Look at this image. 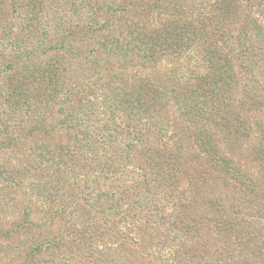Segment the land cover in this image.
Segmentation results:
<instances>
[{"label": "trees", "instance_id": "trees-1", "mask_svg": "<svg viewBox=\"0 0 264 264\" xmlns=\"http://www.w3.org/2000/svg\"><path fill=\"white\" fill-rule=\"evenodd\" d=\"M149 1L151 0H13L12 7L5 10L4 0H0V66H2L0 116L8 111L14 117L13 123L17 121L22 129L28 126V135L36 133L37 129L38 132L47 133L52 139L63 140L53 142L39 136L40 142L33 144L30 138L25 139L26 142L23 141L24 139L21 140L20 133L0 139V151L14 150L18 157L17 166L13 168L8 166L14 163L15 158L12 154L0 159V183L8 187L13 185L12 189L21 187V184L17 183L18 177L26 175L25 169L27 172L34 171L35 176L49 181H38L40 183L32 184L29 190H21L24 194L32 195V198H28L31 203L26 207L29 211L32 210L35 196L40 195L46 201H51L47 208L49 216L51 215L50 223L57 222V219H64L61 220L62 226L59 222L57 223L59 228L57 235L43 234L42 239L34 238L32 235L33 238L31 237L29 242H32L33 249L25 254L27 256L24 257L22 264H55L57 248H65L60 264L63 261L72 264V259H78V254L83 247L85 248L84 245L88 241L108 233L105 228L98 230L100 225L103 227L101 222L109 223L107 220L112 221V217L121 221L130 216L138 221L140 219L149 221V214L155 206L151 207L146 204L147 201L140 200L142 194L146 192L142 190L143 180L146 181L145 186H148L147 181L155 182L154 187L158 186L167 196H170L177 193L175 188L180 189L183 185L178 179L184 170L187 172L191 170L189 174L192 176L191 180L193 177L205 180L204 175L210 169L218 172L226 170L236 175L238 180L242 176L234 168L233 160L222 154L215 144L216 134L208 130V125L211 128L218 125L219 119L223 116L222 111L227 109L222 99L218 98L217 102L214 98L218 87L224 85L222 78L226 73L225 64L222 65L216 61L218 74L214 73V77L210 74L212 75L210 78L214 81L210 83L202 79L193 90L198 96V101H195L198 105L209 98L212 99L210 108L213 110L210 112L214 113V115L208 113L202 116L201 123L208 122L195 131L196 143L204 149L203 154L207 156L203 164L199 161L200 157L196 150L183 139L184 132L174 131V122L167 120L168 117L161 115L163 118L159 121L146 119L142 120L144 122L137 121V123L133 122L136 121L135 119L130 120L129 117L133 115L130 107L134 109L132 105H138L139 111H144L157 97L158 89L155 84L153 88L152 84L147 83L130 89H115L111 84L102 86V80L98 74H93L89 77L92 79L90 84L79 88V84L76 83L74 89H67L66 86L62 87L64 81L61 79L66 70L64 61L53 58L44 63L40 62L41 56L51 57L53 53L61 52L60 56L64 57L71 50H76L73 48V43L79 34L84 37L89 34L96 41L95 45L110 47V51L120 50L125 58H133L144 52L149 54L150 60L154 62L159 60V56L157 57L159 50L169 52L178 46L192 47L191 43L196 37L197 43L199 42L206 54H210L213 59H221L218 47L210 41V38L220 34L221 29L228 26V21L235 16L229 2H238L240 5L243 0H229V2L194 0L189 6L193 7L190 9L191 13L178 17L174 22L168 21L162 28H158L155 24L157 20L155 13L161 8L160 0ZM182 5L184 4H178V6ZM137 7L139 13L135 14L134 10ZM194 11L199 12L195 14ZM5 17H7L6 22ZM236 21H240V18L237 17ZM240 23L241 21L237 26ZM242 31L240 30L239 35H243ZM98 33H102L103 36L95 39ZM182 40L185 42L182 43ZM94 47L88 50L94 53ZM69 57L73 55L69 54ZM209 84L216 88L215 92H208ZM95 85L97 88V85H100L99 87H103L102 91L109 92L108 97L101 99L97 96L100 102L98 100L93 102L92 98L96 94L94 89L91 102H86L83 95L92 91ZM203 93H209L208 98L203 96ZM74 94H77L74 101L68 107L64 105L59 109L62 114L60 116L59 113L50 111L52 108H42V105L46 106L51 99L54 101L61 99L62 102H66ZM23 103L28 106L24 108ZM108 104L110 106L106 108ZM120 109L129 120L119 119ZM20 110L22 114L19 113ZM190 111L193 114L200 113L197 105H192ZM94 115L97 121L92 123L90 117ZM192 119L195 121L197 118L194 116ZM11 121L10 119V123ZM231 123L228 122L227 126L231 127ZM8 125L11 124L8 123ZM1 129L6 130V128ZM164 137H167V140L164 145H160L162 150L159 146L156 147L159 150L145 148L142 151L140 149L144 143L147 146L154 142L160 143ZM62 142L65 145H62ZM174 145L178 146L171 149ZM23 147L29 149L28 153H23ZM37 154L40 155V160L35 156ZM261 156L264 160V156ZM188 181L189 184L192 183L190 179ZM130 182L133 184H129ZM248 182L247 185L249 184L251 191L249 199H246L248 196L244 191L234 188L231 192L235 197L219 192L218 197L214 196L215 201L208 202L211 205L210 211L215 208L214 212L218 210L228 212L217 217L210 215L214 219L212 220L214 227L220 230L216 234L219 233L222 238L227 234L226 232L241 233L249 228L248 222L245 224L239 218H228L230 212H247L248 215L243 213L246 220L249 215L253 217L257 213L254 205L250 203L255 200L251 194L254 192L253 189H258V186L254 183L252 175H249ZM34 186L39 187L36 189L38 192L35 191ZM262 187L264 188V181H262ZM194 191L197 190L194 189ZM227 196L231 198L227 199ZM243 197L242 203L240 198ZM190 198L194 199V195ZM102 200L105 202H103L104 208L99 204ZM246 202H249V205ZM204 210H206L205 207ZM94 211H98L99 215H96ZM107 211L111 215L108 213L105 215ZM143 213L146 215L142 216ZM86 217H88L87 220H85ZM81 218L85 220L82 221L83 228L86 226L84 230L82 229L83 231L75 227ZM29 223L30 220L22 225L26 232ZM258 223L260 221H257V224L253 223L251 227V241L249 236L235 234L234 238L244 249L242 252H245L238 253L237 260L231 254L233 248H224V250L220 248L213 234L206 232L207 226L205 227L199 218L191 219L187 226L177 227L175 230L177 237L174 240H178L182 247L175 246L170 254L173 256L172 261L178 264L182 256H186L188 259L186 264H264V238L261 240L260 233L257 231ZM35 225L37 228L48 227V222L46 220L44 224L42 221ZM65 228L78 230V232L72 234ZM111 229L115 232L111 235V240L113 242L117 239L121 240V232H118L114 226ZM130 239L137 244L135 241L138 238L135 240L134 234ZM249 242L250 246L252 244L258 246L249 248ZM187 245H194L195 248H183ZM51 249L55 252L54 260L50 255L48 256L50 259L43 261V255L50 254L48 250ZM138 251L142 257L145 255L156 257L159 253L156 249L148 253L145 250ZM223 252L224 261L221 255ZM75 256L77 258H74ZM257 257L261 260L256 263L254 261ZM112 258L104 263H113V261L118 263L114 257ZM160 258V264H166V260ZM249 258L254 259L253 262H249ZM132 259L129 260L134 264ZM151 259L149 258L148 262ZM130 262L127 261L126 264Z\"/></svg>", "mask_w": 264, "mask_h": 264}, {"label": "rangeland", "instance_id": "rangeland-1", "mask_svg": "<svg viewBox=\"0 0 264 264\" xmlns=\"http://www.w3.org/2000/svg\"><path fill=\"white\" fill-rule=\"evenodd\" d=\"M193 1L194 0H160L159 4L161 8L155 13L157 19L155 21V24H157L156 26L162 28L168 21L174 22L178 17H184L186 14L191 13L190 9H193V7L189 6ZM222 1L229 2V0ZM12 2L13 0H4L3 5L5 10L12 7ZM149 2L154 1L151 0ZM180 3L184 5L178 6ZM229 3L232 5L235 16L231 17L228 21V26L221 29L220 34H215L210 38V41L218 47L222 57L221 59H213L210 54H206L199 42L197 43L198 39H196V37L194 42L191 43L192 47L178 46L169 50V52L159 50L157 53L159 60L154 62L150 60L149 54L144 52L135 55L133 58H125L120 50L116 51L114 49L110 51V47L95 45L96 41L89 34L85 37L79 34L76 37V41L73 43V48L76 50H71V52L64 51L72 54L73 57H69V54L64 57L60 56L61 52L57 54L53 53L51 57H40V62L42 63L53 58H59L64 61L66 70L61 79L64 81L62 87L66 86L67 89H74L76 83L79 84V88L90 84L92 79L89 77L93 74H98L102 80V86L111 84L115 89H130L133 86H143L147 83L152 84L153 88L155 84L158 89L156 90L157 97L147 106L148 110L146 108L144 111H139L138 105H132L134 109L129 106L133 110V115L129 117L130 120L135 119L136 121L133 122L137 123V121L144 122L142 120L146 119L159 121V119L163 118L162 116L168 117L166 118L167 120L174 122V131L182 130L184 132L183 139L189 143L192 149L196 150L200 157L199 161L203 164H205L207 156L203 154L204 149L196 143L195 131L200 129V126L204 125L205 122H208L204 121L201 123L202 116L208 113L214 115V113L210 112L213 110L210 108L212 106V103H210L212 99L209 98L206 102H200L199 104L201 105H198L195 102L198 101V96L193 90L196 84H199L202 79L210 83L214 81L210 77L212 75L214 77V73L218 74L216 61H219L222 65L225 64L226 68V73L222 78L224 85L222 84V87H218L217 93L215 92L216 88L214 86L210 84L207 85L209 93L210 91L215 92L214 98H216V101L218 102L219 99H222L227 107L226 110L222 111L223 116L219 119L218 125L212 128L208 125V130H212L216 134L214 141L220 148L222 154L233 160L232 164H234V168L242 175L240 180L237 179L238 177L236 175L228 173L225 169V171L222 172L211 171L210 169L208 173L204 175L205 180L199 177H193L191 180L192 176L189 175L191 170L189 172L184 170V172H182L183 174L180 175L178 179L179 181L181 180L183 185L180 189L175 188L177 193L170 194V196H167L158 186L154 187L155 182L147 181L149 186V189H147L148 186H145L146 181L143 180L142 190L146 192L144 194L141 193L142 197L140 200L142 199V202L147 201L146 204L151 207H156H154L152 213L149 214V221L144 219L138 221L130 216L127 218L124 217L125 219L121 221L115 218L113 219L112 217V221H110V219L107 220L109 223L101 222L100 224H102L103 227L100 225L98 230L105 228L108 233L105 234V236L99 235L88 241L84 245L85 248L83 247L80 254H78V259H72V264H105L104 262L113 259L112 257H114L118 263L113 261V263L107 264H126L127 261L130 262L129 259L131 258H133L132 262H134V264H160V257L166 260V264H176L175 261H172L173 256H170V254L175 246L182 247V245L178 240H174V238L177 237L175 230L177 227L187 226L191 219L196 218H199L205 227L207 226L206 232L213 234L220 248H223V250L224 248H233L231 254H233L234 256H232L237 260L238 253H241L244 249L238 244L239 241L234 238L235 234H243L244 237L249 236V241H251V227L253 223L257 224V221H260L257 225L258 229H256L258 233H260L261 240H263L264 188L262 187V181H264V160H262L263 158L261 155L264 156V0H243L240 5L238 2ZM134 11L135 14L139 13V8L137 7ZM198 12L199 11H194L195 14ZM127 14H129V12H127ZM236 15L241 21L239 26H237V24L240 21H236ZM6 19L7 17H5V22ZM237 27L238 29H236ZM240 30H243L241 32L243 35H239ZM101 36H103L102 33H98L94 38L100 39ZM239 38L240 40H238ZM183 42L185 41L182 40V43ZM92 46H95L93 50L94 53L88 50L91 49ZM1 69L2 66H0V70ZM96 70L97 73H95ZM210 74L212 75L210 76ZM74 75L75 77H71ZM50 84L52 85V83ZM97 86L98 88L95 85L92 91L90 90L83 95L86 102H91L94 89L96 94L92 98L93 102L96 100L100 102L98 98L105 99V97H108L107 95L109 92L105 90L102 91L103 87H99L100 85ZM209 93H203V96H207L208 98ZM217 94L220 97H218ZM75 97H77V94H74L73 97L66 102H62L61 99L57 101L51 99L46 106L43 104L42 108H52L50 111L55 114L59 113L60 116L62 114L59 109L64 105L68 107L71 102L74 101ZM192 105H197L200 113L193 114L190 111ZM26 106L28 105H24V108H26ZM109 106L110 104H108L106 108ZM95 108L97 107L95 106ZM108 110L110 111V109ZM19 113L22 114L21 110ZM119 116L120 120H129L122 109H120ZM194 116L197 118L195 121L192 119ZM8 117L12 120L11 123ZM13 118L14 117L10 115L8 111H5V113L0 116V139H5L6 136L11 134L16 135L20 133L19 138L21 140L24 139L23 141L26 142L27 140L25 139L30 138V142L33 144L35 142H40V139H38L39 136L53 142L62 140L59 138L52 139L47 133H42V131L38 132L39 130L37 129L36 133L28 135V126H25L24 129L20 128L17 121L13 123ZM95 120V115L94 117H90V121H93L92 123H95ZM228 122L234 124L231 123V127H228ZM8 123L11 125H8ZM1 128H6V130L2 131ZM166 138L167 137H164L160 143L154 142L152 145L148 146L144 143L140 146V149L142 151H144L145 148L158 149L156 147L159 146V149L162 150L160 145H164V142L167 140ZM232 138L235 140H231ZM61 144L65 145L64 142ZM177 146L178 145H174L171 149ZM22 150L23 153H28L29 149L23 147ZM5 152L0 151V159L12 154L14 156L13 158H15L13 161L15 164L10 163L8 166L11 168L15 165L17 166V153L14 150ZM211 154H213V152H211ZM35 156L38 160L41 159L39 154ZM206 169L208 168L206 167ZM24 171L26 175L19 176L17 180V183L21 184V187L12 189V187H14L13 185L8 187V185L5 186L0 183V264H22L24 257L27 256L25 254H28L33 249L31 248L32 242H29V240L33 238L32 235L37 239H42L41 237L43 234H49L51 236L57 235L59 229L57 223L59 222L62 226L61 220H64L61 217L62 219H57V222L53 224L50 223L51 215L49 216L47 208H49L51 201H46L40 195L35 196L32 206L33 209L30 211L28 210L26 206L31 203L28 198H32V195L30 193L24 194L21 190H29L32 184L40 183L38 181L46 182L49 180L35 176V173H33L34 171L27 172V169ZM249 175L253 176L254 183L258 186L257 190L253 189L254 192L251 196L255 198V200L253 203H250V205H254L253 207H255L257 213L253 217L249 215L246 220L243 213L248 215L247 212H230L227 216L228 218H239L241 221L243 220L245 224L248 222L249 228L241 233L237 231L234 233L226 232L227 234H224L227 236L225 235L224 238H222L219 233L216 234L220 230L214 227L212 221L214 219L210 215H215L217 217L220 214H227L228 212L215 210L216 213L213 211L215 208L210 211L209 206L211 205L208 202L215 201L214 196L219 192H225L227 195L229 194L231 197H235L234 193L231 192L234 188H239L241 191H244L248 196H245L247 197L246 199H249L251 193L249 184L247 185V183H249ZM188 179H190L192 183L189 184ZM139 180H142V178H139ZM129 184L132 185L133 183L130 182ZM34 187L35 191L38 192L36 189L39 187ZM194 189L197 191H194ZM191 195H194V199L190 198ZM242 196H244L243 193ZM231 197L227 196V199ZM243 200L244 197L240 198V202L243 203ZM103 202L102 200L99 204L102 206L105 205V202ZM246 203L249 205V202ZM204 207L206 210H204ZM76 210L80 211L77 208ZM108 211L105 212V215L107 213L110 214ZM94 212L96 215H99L98 211ZM145 215L146 213H143L142 216ZM87 219L88 217H86L85 220ZM28 220H30V223L28 224V230L26 232L22 225L27 223ZM46 220L48 222V227H36V223L43 221L44 224ZM85 220L81 218V222L78 221L76 224L75 227L78 228L79 231H83L86 227L83 228L82 222ZM113 226L118 232H121L122 236V239H117L116 242L111 240V235L115 234L114 229H111ZM21 229L22 231H20ZM65 230L70 231L72 234L78 232V230L76 231L70 228H65ZM253 231H255V229H253ZM132 234H134L135 240L138 238V240L135 241L138 245L131 241L130 237ZM136 246L140 248L137 249ZM190 246L191 245H187L183 248H195L194 245ZM257 246L256 244L250 246L249 242V248ZM52 249L48 250L50 254L43 255V261L50 259L48 257L50 255L52 256L51 259L54 260L55 252H53ZM57 249L55 264H60V261L63 259L65 248ZM153 249L159 251L156 257H151L150 255L142 257L139 255L140 252L138 250H145L148 253ZM221 255L222 261H224V252ZM58 256L61 257L56 259ZM74 258L77 257L75 256ZM149 258L152 259L148 262ZM253 260L254 259L249 258V262H253ZM260 260V257H257L254 262L257 263L260 262ZM187 261L188 259H186V256H182L178 264H186ZM61 264L67 263L63 261ZM130 264L133 263L130 262Z\"/></svg>", "mask_w": 264, "mask_h": 264}]
</instances>
